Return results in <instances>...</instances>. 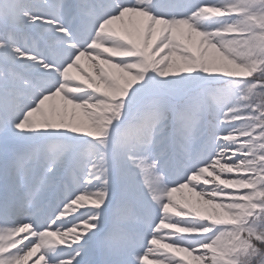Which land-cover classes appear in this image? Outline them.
Instances as JSON below:
<instances>
[{"label": "snow or ice", "instance_id": "1", "mask_svg": "<svg viewBox=\"0 0 264 264\" xmlns=\"http://www.w3.org/2000/svg\"><path fill=\"white\" fill-rule=\"evenodd\" d=\"M0 264H264V0H0Z\"/></svg>", "mask_w": 264, "mask_h": 264}]
</instances>
